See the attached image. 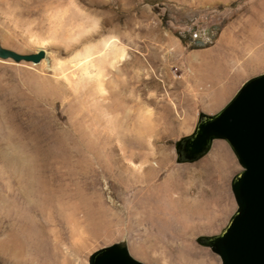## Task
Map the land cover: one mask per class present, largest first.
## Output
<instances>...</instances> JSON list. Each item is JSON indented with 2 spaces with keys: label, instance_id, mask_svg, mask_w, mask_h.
Returning <instances> with one entry per match:
<instances>
[{
  "label": "rangeland",
  "instance_id": "374dc122",
  "mask_svg": "<svg viewBox=\"0 0 264 264\" xmlns=\"http://www.w3.org/2000/svg\"><path fill=\"white\" fill-rule=\"evenodd\" d=\"M236 37L263 48L264 0H0V46L45 54L0 60V264H88L120 242L143 264H220L196 238L235 211L240 166L177 163L174 145L223 83L200 79L197 54ZM103 40L115 54L68 84L60 69Z\"/></svg>",
  "mask_w": 264,
  "mask_h": 264
},
{
  "label": "water",
  "instance_id": "95a60500",
  "mask_svg": "<svg viewBox=\"0 0 264 264\" xmlns=\"http://www.w3.org/2000/svg\"><path fill=\"white\" fill-rule=\"evenodd\" d=\"M45 54H18L0 46V60L37 64ZM214 140L225 141L240 171L230 182L236 209L222 231L212 237H197L196 243L219 257L220 264H264V73L246 80L217 113H200L193 132L174 145L176 162H192L211 148ZM185 141V160L177 149ZM117 249L122 256L109 254ZM132 258L124 242L104 247L89 256L88 264H120Z\"/></svg>",
  "mask_w": 264,
  "mask_h": 264
},
{
  "label": "crops",
  "instance_id": "0c3cea01",
  "mask_svg": "<svg viewBox=\"0 0 264 264\" xmlns=\"http://www.w3.org/2000/svg\"><path fill=\"white\" fill-rule=\"evenodd\" d=\"M237 39L238 37L232 38L227 44L223 42V46L219 43V46L214 52L209 49L205 55L197 54L202 59L199 61V68L195 69L194 72L199 74L200 79L204 81L210 80L209 82L211 83L217 79L223 81L217 88H214L215 86L211 84L212 88L199 94L202 102L210 104L209 109H202V112L207 115L215 114L221 108V105L227 102L235 93L236 89L246 80L264 73V44L261 45L263 48L248 54L246 48L254 46L252 40L247 39L248 41H245L244 38L242 40ZM197 56H191L190 62L193 65L195 64L194 62ZM204 57L205 59H203ZM214 64L217 66L216 69L213 68ZM202 68L205 69V73H201ZM207 74L211 75L209 76ZM237 80H239L238 83L236 82ZM234 83L235 85H232ZM216 151H218L217 155L215 154ZM210 153L216 156V160L209 161L211 167L224 168L228 164L233 166L232 162L235 157L225 141L214 140L207 155Z\"/></svg>",
  "mask_w": 264,
  "mask_h": 264
},
{
  "label": "bare ground",
  "instance_id": "6f19581e",
  "mask_svg": "<svg viewBox=\"0 0 264 264\" xmlns=\"http://www.w3.org/2000/svg\"><path fill=\"white\" fill-rule=\"evenodd\" d=\"M38 42V41H37ZM41 42V47L43 46L42 45V41ZM103 43L101 44L102 45V48L101 49H98L96 52H89V49L85 50V54L83 56V58L79 59V61L81 62L80 64L78 65H75L76 68L74 71H69V72H64V70L60 69V74H62L63 78L65 79V81L68 82V84L71 85V83L73 84L74 82V79H77L78 81L83 79L84 77L85 78H89L91 75H90V68H92L95 64H94V57L97 58L98 62L101 63L103 61V58L106 56V52L111 50L113 54H115L116 52V48H117V45L116 43L114 42H108L104 40L102 41ZM47 43V42H46ZM69 43V42H68ZM44 44V43H43ZM39 48V47H38ZM92 55H95L94 57H92ZM111 55V54H110ZM53 60V59H51ZM50 60V61H51ZM50 61H46L47 63L50 62ZM45 62V64H46ZM57 65V63H49L48 65H46V68H48L49 70L52 69L53 67H55ZM65 69V68H64ZM58 70V69H57ZM95 70V69H94ZM95 72V71H94ZM53 73V72H52ZM57 74V72H55ZM58 75V74H57ZM56 75V76H57ZM93 75V74H92ZM58 78V76L56 77ZM62 78V77H60ZM59 78V79H60ZM63 80V79H62ZM76 81V80H75ZM66 82V83H67ZM69 85V86H70ZM117 93L115 94V97H117ZM122 97V96H121ZM117 101V100H116ZM118 103V102H117ZM121 110V109H120ZM0 157L1 159H5L7 160V157L6 155L2 152L0 153ZM15 164V163H14ZM21 180V179H20ZM45 185V184H44ZM27 186V185H26ZM25 187V186H23ZM20 191V190H19ZM12 192V191H11ZM17 193V192H16ZM51 193V192H50ZM16 195V194H14ZM189 257V256H188ZM187 264H201L199 263V261H197L196 259H190V258H187Z\"/></svg>",
  "mask_w": 264,
  "mask_h": 264
},
{
  "label": "flooded vegetation",
  "instance_id": "af4514ba",
  "mask_svg": "<svg viewBox=\"0 0 264 264\" xmlns=\"http://www.w3.org/2000/svg\"><path fill=\"white\" fill-rule=\"evenodd\" d=\"M177 154L180 160H185V157L189 155V153L185 151V141L180 146H178Z\"/></svg>",
  "mask_w": 264,
  "mask_h": 264
},
{
  "label": "snow or ice",
  "instance_id": "6c2138e0",
  "mask_svg": "<svg viewBox=\"0 0 264 264\" xmlns=\"http://www.w3.org/2000/svg\"><path fill=\"white\" fill-rule=\"evenodd\" d=\"M109 254H115L117 256H122V252H120L119 250L117 249H110L109 250ZM120 264H135V262L133 261H128L126 259L120 261Z\"/></svg>",
  "mask_w": 264,
  "mask_h": 264
}]
</instances>
